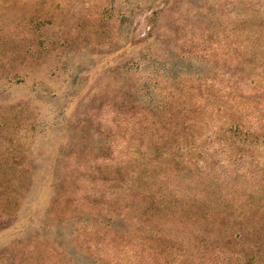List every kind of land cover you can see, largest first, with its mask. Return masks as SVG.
<instances>
[{"label":"rangeland","instance_id":"374dc122","mask_svg":"<svg viewBox=\"0 0 264 264\" xmlns=\"http://www.w3.org/2000/svg\"><path fill=\"white\" fill-rule=\"evenodd\" d=\"M238 47L262 56L264 0H0V264H98L76 234L140 198L138 116Z\"/></svg>","mask_w":264,"mask_h":264},{"label":"trees","instance_id":"16d2710c","mask_svg":"<svg viewBox=\"0 0 264 264\" xmlns=\"http://www.w3.org/2000/svg\"><path fill=\"white\" fill-rule=\"evenodd\" d=\"M242 50L220 87L174 89L138 116L142 159L116 173L140 198L78 231V252L98 264H264V52Z\"/></svg>","mask_w":264,"mask_h":264}]
</instances>
